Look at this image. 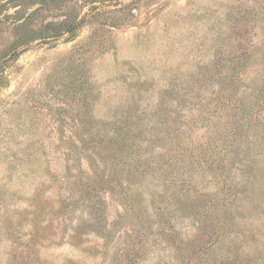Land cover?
<instances>
[{
    "label": "rangeland",
    "instance_id": "374dc122",
    "mask_svg": "<svg viewBox=\"0 0 264 264\" xmlns=\"http://www.w3.org/2000/svg\"><path fill=\"white\" fill-rule=\"evenodd\" d=\"M0 264H264V0H0Z\"/></svg>",
    "mask_w": 264,
    "mask_h": 264
}]
</instances>
